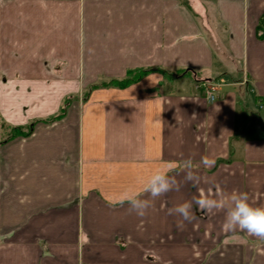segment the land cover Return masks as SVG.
<instances>
[{
    "label": "crops",
    "instance_id": "crops-1",
    "mask_svg": "<svg viewBox=\"0 0 264 264\" xmlns=\"http://www.w3.org/2000/svg\"><path fill=\"white\" fill-rule=\"evenodd\" d=\"M262 15L264 0H0V126L68 100L27 137L0 130V264H264V238L226 231V209L169 214L201 191L264 207ZM136 70L152 71L93 89ZM169 163L179 190L142 193V217L119 203Z\"/></svg>",
    "mask_w": 264,
    "mask_h": 264
},
{
    "label": "clouds",
    "instance_id": "clouds-1",
    "mask_svg": "<svg viewBox=\"0 0 264 264\" xmlns=\"http://www.w3.org/2000/svg\"><path fill=\"white\" fill-rule=\"evenodd\" d=\"M202 163L205 168H211L216 161L211 157H204ZM174 165L169 163L163 169L154 171L150 178L143 184L142 192L126 189L121 193L119 203H127L130 211H134L138 216H144L146 209L150 207V201L142 198V193L149 194L152 198L161 196L173 190H179V184L175 176L169 175ZM182 168L185 170L184 180L189 181L195 187L199 183L200 177L192 169L191 160L184 161ZM210 212L215 209H226L223 227L226 231L246 232L249 235L264 238V207L253 206L250 203L247 192L234 190L229 194H221L218 198L200 192L198 197H194L190 202H184L169 209V214H179L184 221L195 218L193 208ZM178 227L182 222H178Z\"/></svg>",
    "mask_w": 264,
    "mask_h": 264
},
{
    "label": "trees",
    "instance_id": "trees-1",
    "mask_svg": "<svg viewBox=\"0 0 264 264\" xmlns=\"http://www.w3.org/2000/svg\"><path fill=\"white\" fill-rule=\"evenodd\" d=\"M256 36H257V39H259V40L264 39V15H262L258 21V24L256 27ZM150 71H152V70L129 71L124 79L101 82L99 84L94 85L93 89L99 88V87H115V88L125 87L131 83H134L140 77H142L143 75H145L146 73H148ZM182 73H188V71H184ZM167 76L169 77V75L165 74V77H167ZM172 77H174V75ZM67 101L68 100H64L61 108L59 109V112L56 115H53V116H51L45 120L34 121V122L30 123L29 125L24 126V127L11 128L12 133H10L9 136L5 140L1 141V143H4L8 139H12V138L17 137V136H22V137L29 136L33 130V127L37 123H51V122H54L56 120L61 119L66 112Z\"/></svg>",
    "mask_w": 264,
    "mask_h": 264
},
{
    "label": "built area",
    "instance_id": "built-area-1",
    "mask_svg": "<svg viewBox=\"0 0 264 264\" xmlns=\"http://www.w3.org/2000/svg\"><path fill=\"white\" fill-rule=\"evenodd\" d=\"M199 88L202 90L203 94L205 95V97L208 99L209 102L214 101L215 91H216L215 85L207 83V82H202L199 85Z\"/></svg>",
    "mask_w": 264,
    "mask_h": 264
},
{
    "label": "rangeland",
    "instance_id": "rangeland-1",
    "mask_svg": "<svg viewBox=\"0 0 264 264\" xmlns=\"http://www.w3.org/2000/svg\"><path fill=\"white\" fill-rule=\"evenodd\" d=\"M261 122H262V125L264 126V122L263 121H261ZM0 130H1V134L4 135L6 138L9 136L10 133H12L11 127L7 126L6 124L1 125ZM259 133L260 132H257V134H259ZM261 133H264V130H262ZM17 137H22V136H17ZM4 138H2V139L4 140Z\"/></svg>",
    "mask_w": 264,
    "mask_h": 264
}]
</instances>
